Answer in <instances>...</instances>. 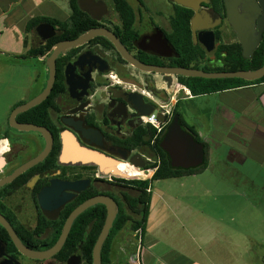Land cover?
Segmentation results:
<instances>
[{"label": "flooded vegetation", "instance_id": "1", "mask_svg": "<svg viewBox=\"0 0 264 264\" xmlns=\"http://www.w3.org/2000/svg\"><path fill=\"white\" fill-rule=\"evenodd\" d=\"M104 1L109 7L108 12L101 16L87 13L91 19L90 23L94 25L92 28H107L117 35L119 27L116 25L115 13L111 11L115 0ZM256 1L259 4V16L262 17L264 8L260 0ZM172 4L174 13L167 28L164 23L160 24V20L154 15H145L141 10L137 13L135 10V30L138 36L133 43L123 44L137 60L148 65L201 69L202 66L197 63V60L189 61L184 58L169 38L173 18L178 15L182 17L189 15L184 11H176L177 4L173 2ZM202 9L210 13L215 20L207 36L201 32L197 46L205 48L207 44L210 46L214 43L215 52L211 53L207 50L211 55L203 52L204 55H201L200 60H205L210 69L220 68L223 61L218 56V49L222 33L224 31L236 32L228 20L225 0H209L207 3H202ZM192 12L189 18L190 29L191 20L195 16V12L193 10ZM55 32L56 34L45 42L36 32H33V43L41 46L47 45L61 35L58 27H55ZM160 32L169 40L171 49L162 47ZM97 38L58 58L57 74L60 68L64 90L62 92L53 90L50 96L39 104L44 105L42 107V110L46 112L44 116L39 118L30 114L22 116L39 105L17 116L19 123H30L46 128L53 139L51 152L44 160L0 187V214L10 223L23 244L34 251H45L54 247L70 215L90 199L97 196L113 198L118 204L119 214L122 209H131L128 196L138 194L134 186L118 181V179H123V176L103 175L97 167L64 162L61 157L64 132H71L84 147L112 157L119 162L128 164L130 158L141 155L154 167L153 165L160 160V154L154 146L155 142L162 135L165 136L175 115H178L174 106L166 117L164 129L158 135L155 133L149 143V134L143 135L142 131H148L150 125L144 124L143 115L131 106V102L136 99V94H142L148 104L153 107H156V104L147 97L146 91L137 89L133 81L138 82L137 74L155 75L156 73L143 72L132 66L122 58L114 46L110 47L96 40ZM129 67L134 73L129 70ZM68 69L69 73L66 75ZM70 85L73 89L68 92ZM127 85H134V88L127 87ZM13 131L16 137L11 138L9 150L4 155L5 164L2 163L4 167H0V181L11 177L20 167L41 155L46 146L44 136L38 132L26 133L15 129ZM141 135L142 140H140ZM56 145H59L58 152L52 156ZM69 184H72V187L67 186ZM106 217L107 207L104 204H95L86 209L73 222L62 249L52 258L45 260L29 258L19 252L10 234L0 224L4 229L3 233L0 229V241L5 244V249L1 251L4 250L6 256L17 259L21 264H67L70 258L72 261L69 264H93L94 247L102 234ZM114 227L115 224L105 240L103 249L109 241L122 240L121 233L125 229H130L126 227L114 232ZM70 236L72 244L66 247ZM124 240L125 245L121 247L122 251L118 255L119 262L133 264L132 257L136 253L134 239L128 234ZM3 259L4 257L0 258V261Z\"/></svg>", "mask_w": 264, "mask_h": 264}, {"label": "crops", "instance_id": "2", "mask_svg": "<svg viewBox=\"0 0 264 264\" xmlns=\"http://www.w3.org/2000/svg\"><path fill=\"white\" fill-rule=\"evenodd\" d=\"M56 2L0 0V167L16 137L11 112L39 95L48 81L44 56L27 55L35 44L26 26L34 17L69 20L71 13ZM184 88L174 106L180 104L183 120L208 145L207 166L196 174L154 181L157 167L152 168L140 264H257L254 259L260 257L258 263L264 264V255L251 249L257 239L242 234L240 226L245 208L254 215L264 203V82L200 96ZM257 243L264 247V238Z\"/></svg>", "mask_w": 264, "mask_h": 264}, {"label": "water", "instance_id": "3", "mask_svg": "<svg viewBox=\"0 0 264 264\" xmlns=\"http://www.w3.org/2000/svg\"><path fill=\"white\" fill-rule=\"evenodd\" d=\"M173 3L191 9L195 12V16L191 20V31L193 42L198 44L201 32L204 36H207L210 29L213 28L212 23L214 17L202 9V3H207L209 0H171ZM261 5L264 8V0H260ZM228 20L236 32L237 39L242 47V54L245 59H252L255 51L258 49L264 37V16H259V4L256 0H225ZM78 5L83 12L90 15H104L108 12L109 7L104 0H78ZM99 16V17H100ZM99 19V18H98ZM218 22V21H217ZM35 32L41 38L43 42L53 37L55 27L48 23L40 24ZM161 38L162 47L165 49H171L169 40L164 37L163 33L159 34ZM104 37L109 40L115 49L119 52L124 60H126L132 66L142 70L143 72L156 73L159 75L167 76H182V77H199L205 79H243L246 81H256L264 77V65L255 70H238V71H206L197 68L188 67H163L156 65H148L137 60L119 39V37L112 31L103 27L91 28L84 32L80 36L72 40H64L57 42L53 45L52 49L44 55L46 66L48 68V81L44 90L32 98L28 102L17 106L10 114L9 124L10 126L19 132H38L44 136L46 140V146L41 155L31 160L27 164L20 167L14 175L4 178L0 181V187L11 182L16 176L26 171L28 168L34 166L38 162L44 160L51 152L53 147V139L49 130L44 127H40L30 123H19L17 116L29 109L38 106L44 102L53 91L54 85L57 79V60L58 58L84 44L90 42L94 38ZM69 69L66 72L68 75ZM71 85L69 91H71ZM136 99L131 102V106L140 114L148 116L152 114L156 107L148 104L142 94H136ZM158 119L164 123L166 122V116L164 113L159 112L157 114ZM161 148L169 154L171 159V165L174 168L192 169L197 168L204 164L205 151L202 143L195 140L193 135L187 132L181 125L179 115H175L173 123L168 128L167 133L163 137ZM62 159L64 162L79 165V166H94L97 167L103 175H111L120 177L123 175L118 174V169L123 162H119L116 159L106 156L100 152L92 150L90 148L81 145L74 135L66 131L62 135ZM129 164L138 168H147L150 162L145 161L141 155H136L129 159ZM69 184L67 186H71ZM66 186V187H67ZM95 204H104L107 207L106 222L99 236L93 252V264L102 263V249L110 230L113 228L117 214L119 212L118 204L113 198L97 196L93 199L82 204L78 207L68 218L63 233L54 247L45 251H34L23 244L21 239L17 236L13 227L0 214V224L10 234L15 246L23 255L34 259H50L57 254L64 246L69 232L71 230L73 222L76 218L89 207ZM5 249V244L0 241V251ZM0 258L4 259L0 261V264H21L17 259L6 256L3 251L0 252ZM70 258L67 264L71 263Z\"/></svg>", "mask_w": 264, "mask_h": 264}, {"label": "trees", "instance_id": "4", "mask_svg": "<svg viewBox=\"0 0 264 264\" xmlns=\"http://www.w3.org/2000/svg\"><path fill=\"white\" fill-rule=\"evenodd\" d=\"M71 15L69 20L60 21L50 17H34L32 18L27 26L26 33L35 32L36 28L42 23H48L54 27H58L61 31V35L53 40H51L47 45H34L27 55L32 57L44 56L54 43L63 40H72L83 34L84 32L90 30L93 24H91V19L89 15L83 12L79 5L78 0H70ZM176 11L186 12L189 15L182 17L178 15L172 20V32L169 35L170 40L173 44L179 49L184 56L189 61H196L198 58L204 55L203 52H200L199 49L193 44L192 31L190 29L189 18L192 15V10L183 8L176 5ZM115 11L119 14L121 19V27L118 28L117 35L123 41V43H133L138 34L135 30V21L136 13L134 7L128 2V0H115L114 4ZM179 14V13H178ZM96 40L102 41L108 46L113 47L112 43L106 38L99 37ZM26 44V43H25ZM202 55V56H201ZM218 56L223 61V66L216 69H205L206 71H238V70H255L264 65V37L259 45L258 49L255 51L252 59H245L242 54V47L240 43L234 44L232 46L224 45L220 43L218 49ZM181 83L190 90L193 96H200L205 94L217 93L225 90L236 89L248 86L254 83L264 82V77L256 81H246L243 79H205L199 77H182L179 76ZM54 91L62 92L64 90L63 77L60 68H58L57 81L54 86ZM44 105H39L38 107L33 108L30 112L22 114L26 116L30 114L32 116H44L46 112L42 110ZM175 112L179 115V119L182 127L189 133L193 135L196 141L202 143L205 151V161L204 164L192 169H181L174 168L171 165V159L167 153L160 147V143L163 139L162 135L155 142V148L160 154V160L158 163H155L153 166L157 167L155 174L152 177V180L159 179H168V178H177L185 175H192L200 172L205 169L208 161V145L203 142L195 129L189 126L179 114L178 109L175 107ZM156 130L154 127L150 126L148 131L143 130L142 134H149L150 140L152 141ZM142 140V135L140 136ZM59 145H56L52 156L57 154ZM121 183H126L127 185L134 186L138 194L136 196H128V202L130 203L131 209H122L121 212L116 217L114 222V232L124 229L126 227L130 228L132 231L141 232V237H144L146 233L147 219L150 211L151 203V193L148 189L151 186V181L148 180H125L118 179ZM2 233L4 229L0 226ZM5 233V232H4ZM72 237L70 236L67 241L66 247H69L72 244ZM142 241V240H141ZM113 242L109 241L106 243L103 249V263L112 264V253H113ZM90 255V261H91Z\"/></svg>", "mask_w": 264, "mask_h": 264}, {"label": "rangeland", "instance_id": "5", "mask_svg": "<svg viewBox=\"0 0 264 264\" xmlns=\"http://www.w3.org/2000/svg\"><path fill=\"white\" fill-rule=\"evenodd\" d=\"M129 3L134 7V9L139 13L138 11L141 10L145 15H154L158 20H160V24H165L167 28V24L171 17L173 16L174 13V5L170 0H128ZM56 4L60 5L64 10L70 14V8H69V0H58ZM115 13L116 17V22H117V27H121V19L119 14L115 11L114 5L111 6V11ZM136 29V28H135ZM170 29V28H169ZM32 37V33H31ZM221 43L224 45L232 46L234 44H238L239 41L237 39L236 33L232 31H224L222 33V40ZM194 44V42H193ZM214 43H212L210 46L207 44L205 48H201L202 46L194 44V46H197L200 52H204L207 55H211V53L214 51ZM202 50H201V49ZM210 50L211 53L208 54V51ZM197 63L202 66L200 67L201 69H208L209 66H207V63L205 60H200V58L197 59ZM223 64V63H221ZM220 64V65H221ZM223 65H221L222 67ZM129 70L132 71V68L129 67ZM134 73V71H132ZM136 80L138 82L133 81V83L136 84L137 89L139 90H144L146 91V94L148 95L147 97L151 99L155 104L157 108H160L162 105L166 106L168 110L173 109L174 107V101L179 95H183L186 92V89L184 88L185 86L181 83L179 77L176 76H166V75H152V74H146V73H140L137 74ZM126 87V85L124 84ZM132 85H127V87H130ZM184 86V87H183ZM134 88V87H132ZM152 88V90H150ZM178 95V96H177ZM225 97L224 95H215L211 96L207 99H199L197 100L196 104L197 106L200 104H205L206 102H213L218 99H222ZM212 100V101H211ZM199 103V104H198ZM178 111L180 108V104H177L175 106ZM149 168L147 169H152L151 165L148 166ZM121 169H123L121 171ZM153 170V169H152ZM118 171H121V175H123V179L126 180H144V179H150L151 174L153 171L150 173H143V168H138L130 165L129 163H124L121 164V167H119ZM141 172L140 175L137 173ZM153 177V176H152ZM206 195V194H205ZM206 195V200L209 201L210 196ZM262 200V199H261ZM264 200H262L263 202ZM194 202V201H193ZM264 204V203H263ZM263 204L261 207L257 209V211L254 213V215L248 211V208H245L241 212V233L246 234L252 238V240H256V242L253 244L254 246L251 247L252 251L254 254L258 255H264V247L261 244H258L257 241L260 239L264 238V207ZM123 237L121 238L122 240L113 242V253H112V259L115 260L116 263H119V257L120 255L118 253H114L115 248L116 249H121L125 245V240L124 237L126 235H130L134 239V243L136 246V253L138 254L142 250V237H141V232L139 231H132V230H124L122 233ZM125 235V236H124ZM206 236V235H205ZM117 243V244H116ZM146 243V239L144 241V245ZM116 245V246H115ZM120 251V250H119ZM140 254V253H139ZM134 259V260H133ZM132 259L133 264H137L135 260L137 257ZM257 264L262 260V258H255L254 259ZM123 264V263H119Z\"/></svg>", "mask_w": 264, "mask_h": 264}, {"label": "built area", "instance_id": "6", "mask_svg": "<svg viewBox=\"0 0 264 264\" xmlns=\"http://www.w3.org/2000/svg\"><path fill=\"white\" fill-rule=\"evenodd\" d=\"M134 86V85H133ZM158 112H162L164 113V115L167 117L170 114V110H168V108L166 106H161L160 108H158L156 111H154L152 114L148 115V116H142L143 122L144 124L150 125L152 127H154V129L156 130V135H158L165 127L166 122L162 123L158 117H157V113ZM156 140V137L154 138ZM152 169H145L143 170V173H150ZM154 170H157V168H155ZM139 175L141 172H137ZM142 174V173H141ZM147 180V179H144ZM148 191L150 192V188L148 189ZM137 259L135 260V262L137 264H140L139 261V253L137 254ZM134 260V259H133Z\"/></svg>", "mask_w": 264, "mask_h": 264}, {"label": "bare ground", "instance_id": "7", "mask_svg": "<svg viewBox=\"0 0 264 264\" xmlns=\"http://www.w3.org/2000/svg\"><path fill=\"white\" fill-rule=\"evenodd\" d=\"M186 92H187V90H186ZM119 167H121V165L119 166ZM123 169H121V171H122ZM121 171H118V174H120L121 175ZM138 172V171H137Z\"/></svg>", "mask_w": 264, "mask_h": 264}]
</instances>
